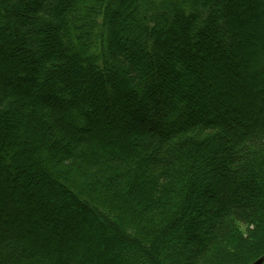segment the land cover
I'll use <instances>...</instances> for the list:
<instances>
[{"label":"trees","instance_id":"obj_1","mask_svg":"<svg viewBox=\"0 0 264 264\" xmlns=\"http://www.w3.org/2000/svg\"><path fill=\"white\" fill-rule=\"evenodd\" d=\"M263 256L264 0H0V264Z\"/></svg>","mask_w":264,"mask_h":264},{"label":"rangeland","instance_id":"obj_2","mask_svg":"<svg viewBox=\"0 0 264 264\" xmlns=\"http://www.w3.org/2000/svg\"><path fill=\"white\" fill-rule=\"evenodd\" d=\"M258 47H259V46L257 45L256 47H253L251 50H256V49H258ZM143 125H145V123H141V124L137 123V126H136V128H135V132H136V133H139V132H141L142 130H144L145 127H144ZM121 129H122V131H125V132L128 131V129H126L124 126H122V127L119 128V130H121ZM129 131H130V130H129ZM46 238H47L46 236H42L41 239H39V240H40V241H43V243H45ZM68 254H69V253L64 254L63 257H64V258H67ZM259 261H260V264H264V256L261 257Z\"/></svg>","mask_w":264,"mask_h":264},{"label":"water","instance_id":"obj_3","mask_svg":"<svg viewBox=\"0 0 264 264\" xmlns=\"http://www.w3.org/2000/svg\"><path fill=\"white\" fill-rule=\"evenodd\" d=\"M256 264H259V262H258V263H256Z\"/></svg>","mask_w":264,"mask_h":264}]
</instances>
